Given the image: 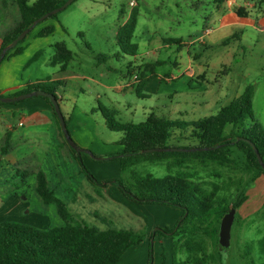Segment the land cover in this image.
<instances>
[{"label":"crops","instance_id":"1","mask_svg":"<svg viewBox=\"0 0 264 264\" xmlns=\"http://www.w3.org/2000/svg\"><path fill=\"white\" fill-rule=\"evenodd\" d=\"M212 1L214 8L208 13L205 20H200V26L202 25L203 27L201 31L199 30V25H197L194 31H188V38L186 40L184 38V29L189 28L190 19L188 18L185 21L182 15L176 12L170 13L167 16L166 23H157V26H163V29L166 30L168 37L164 38V40L162 39V43L164 44L160 45V39L159 43L155 41L153 45L152 40L154 38H152L148 40L149 44L148 48L145 49V53L140 52L138 49L137 54L134 56L125 54L121 50L117 40L119 27L126 22L130 15L129 13L126 16L124 9H122V15L116 23V48H114L112 54L96 52L85 39V48L83 47V42H77V46L80 45L77 49L68 43L70 38L76 40L72 38V26L77 28L75 30H77L78 34H83L81 29L78 31L83 21H79V24H77L76 17L83 19H85V16L92 17V19L96 17V14H91L88 2H82L79 9L85 13L76 14V10H73L72 15L67 14L64 18L58 16L56 19L51 18L43 21L27 35L21 44L24 47L21 53L6 58L1 62L0 94H8L20 90L37 80L62 81L58 91L60 97L59 103L61 109L65 110V114L68 116L69 131L73 139L79 146L93 150L94 153L106 157L105 159L118 160L119 163L120 160L118 158H110L108 156L116 154L123 149V145L119 143L123 133L115 131L117 133L115 136L109 135L106 139L99 135L97 123H103L109 129L102 112L98 109L99 105L102 104L100 98H102L103 94L109 93L112 99H109L110 105H107L108 107L115 108L120 113L119 108L123 106L132 114L131 116H135L137 110L133 109L134 103L128 99V95L133 91H136L137 94V86L142 77H150V80L142 90L145 96L137 94V97L140 99L148 98L151 100V105L145 107L143 110L146 119L149 114L155 113L160 118L189 122L196 121L202 117L216 114L223 106L242 94L249 84H253V108L256 117L262 123L263 121L260 116L264 118V0H226L223 3H217L215 0ZM180 2L182 1H176V7L180 8ZM199 2L205 3L206 0H199ZM137 6H139V2H137ZM241 7L244 8L245 14L241 15L238 13V9ZM155 8L158 9L159 6L155 5ZM193 22L196 23L197 20H193ZM138 25L139 13L136 30L138 29ZM49 26L54 27L53 32L46 36L39 35L40 31ZM11 29L0 34V42L2 37ZM136 30L133 38L135 37ZM197 34H199L198 37ZM244 37L247 43L243 42ZM168 38L180 40L181 43L169 42L167 41ZM197 40L200 41L198 48L196 47ZM59 41L65 42L67 47L74 52V57L66 63L65 67H63V63H52L56 51L55 43ZM172 45H175V47H172ZM163 50H175L173 53L178 54H173L175 56L173 59L172 55H168L167 59H161V52ZM183 50L187 51V57L182 55ZM86 52L92 55L93 61H96L92 64V67L97 69L100 78L85 73L86 64L83 57L87 55L85 54ZM37 54L38 57L35 59L34 57ZM102 54H105V56ZM247 54L248 56H246ZM112 57H115L118 62H127L126 71L120 73L121 65L116 66L112 64L107 66L108 60ZM240 60L244 61L241 62ZM102 65H106L108 67L107 71L117 74L118 77H111L108 74L112 82L109 83L108 80L103 81L101 78H106L107 74H105ZM167 65L171 66L170 71H158V68ZM87 80H89L88 83H86ZM114 80L116 81L113 82ZM78 91L94 96V102L97 105L93 103L94 105H91L90 112L87 109H81L77 104L71 106L69 109L67 99L70 95H77ZM160 96L167 97L169 103L160 104ZM53 110V105L42 96H34L18 103L0 104L1 180L5 181L4 177H7L5 176L7 174L36 175L42 171L39 165L40 160H38V157H40L38 154L40 153L45 154V156L53 160V169L58 174L61 173L59 169L60 165H57L58 161L62 166L68 162H78L70 146L64 142V138L53 116ZM262 124L264 126V123ZM191 130V127L185 130L176 129L174 137L178 139L182 137L189 142L187 144H194V140L190 139ZM7 135L9 137L8 146L3 151ZM181 140L179 139L178 142L176 139H173L172 142L180 144ZM238 153L242 154L233 148V162L222 166L234 165ZM85 155L89 154L85 153L83 155L84 162L87 157L84 158ZM168 161H172V159ZM196 163L203 165L210 163L219 164L212 160L202 162L200 159H192L191 161H187L184 167ZM246 164L256 174L247 161ZM7 168L11 172H7ZM258 182L260 186L264 187V175L256 177V183ZM106 187L105 191L111 197H116L115 200L120 204V206L115 207L106 203L107 208L118 211V213H114L115 216H110L109 218V221L113 222L114 226L119 227L114 229H127L123 227L124 223H133L140 227L147 224L146 219L142 217L144 213H140L139 208H141L140 205H149L148 203L141 204L126 198L115 186L114 188H109L110 186ZM103 189H98L97 191V195L100 197L103 196L100 193ZM52 190L54 191V189ZM246 193L249 196L250 190L249 193ZM13 195L12 197L17 199V195ZM85 195L82 196L86 198L85 203L80 197L72 201L70 205L71 209H69L73 218H77L76 220H79L78 222L83 224H87L85 220H91V216H98L96 214L98 213L97 209L93 207V202L96 198L93 200L89 199L88 197L92 196L90 193H85ZM246 201L244 202L245 212L249 209L248 206L251 200L247 201V203ZM119 207L120 209H118ZM166 207L165 209L168 210L167 218L169 220H165L163 224L172 225L174 221L177 222L181 218L183 211L169 205H166ZM237 211L239 212V209ZM241 216V220H245L247 219L245 217H250L251 213ZM4 220L6 219L0 214V222ZM123 220L128 222H122ZM105 221L107 220L105 219ZM133 231L139 232L137 230ZM219 231L220 224L218 225V221H215L207 228H199L195 222L187 221L174 236H179V243L186 239L192 240L191 244L187 247L188 257L185 259L191 262L200 252L203 244H207V237L211 242V249L209 248L210 258L216 260L215 256H218L216 244L219 242ZM199 233H202L205 237L197 238ZM152 234L153 232L148 228L147 239H153ZM262 239L259 241L261 242ZM174 242L172 243V252ZM158 243L161 247L159 250L161 251L163 249V240L160 238ZM154 244L156 245V242ZM163 253H161V259L158 264H163ZM247 258L249 259V256ZM247 262L250 263L251 261L247 260ZM165 263H169V256L166 257ZM124 264L127 263L125 262ZM171 264H175L173 258ZM262 264H264V261Z\"/></svg>","mask_w":264,"mask_h":264},{"label":"trees","instance_id":"2","mask_svg":"<svg viewBox=\"0 0 264 264\" xmlns=\"http://www.w3.org/2000/svg\"><path fill=\"white\" fill-rule=\"evenodd\" d=\"M16 1L19 5L21 19L14 28L2 37L0 56L3 48L17 38L21 32L31 27L36 19L62 6L67 0H36L33 3L28 0ZM225 1L215 0L217 3ZM59 13L51 15L43 21L51 18L56 19ZM138 13L137 7L134 6L128 19L119 27L117 32V40L121 50L130 56L136 55L139 49L138 44L133 42ZM238 13L241 15L245 14L244 8H239ZM53 31L54 27L49 26L40 31L39 35L46 36ZM26 37L20 40L15 47L9 49L3 60L21 53L24 50L21 44ZM167 41L177 44L181 43L180 40L174 38H168ZM55 50V55L52 59L53 64L63 63V67H65L66 63L74 57V52L63 41L55 43ZM102 55L105 56V54ZM37 57L38 54L34 58L36 59ZM149 80V76L140 79L137 86V94L139 96H145L142 90ZM61 83L62 81L60 80H37L20 90L1 95L13 97L33 90H43L49 94H54L60 100L58 91ZM253 94L254 85L249 84L242 94L223 106L216 114L190 122L160 118L155 113H151L143 122L127 123L118 118V110L100 104L98 109L102 112L107 127L112 131L123 133L122 138L119 140V143L123 145V149L108 157L118 158L121 169L124 172L132 169L140 162L155 163L169 159H172L170 162L173 166L179 168L184 167L187 161L192 159H200L202 162L212 160L221 165H228L233 162L232 149L235 148L245 156L248 165L255 170L256 177L264 175V169L258 160L255 148L246 140H251L258 148L261 156L264 157V126L256 117L253 108ZM42 97L51 103L48 97ZM0 104L7 103L0 101ZM53 116L64 138V142L69 145L55 109L53 110ZM66 124L68 127L67 118ZM228 126L230 127L229 132L226 130ZM189 127L192 129L190 139L194 140V144L182 145L172 142L173 139L179 142V139L174 137L176 129L185 130ZM8 140L9 137L7 135L3 151L8 146ZM168 147L186 148L188 150L144 151L146 149ZM207 147L209 148L208 150H189ZM70 148L83 171L93 183L103 186L115 184L127 198L137 203L164 204L183 211V215L174 226L161 227L153 232L152 237L157 235V233L172 236L178 233L187 221L195 222L199 228H207L215 221L221 222L222 217L231 207L239 209L248 199L246 191H241L234 201H230L227 194L215 195L214 192L202 189L196 183L189 181V179L172 174L164 177H155L152 174L141 175L138 177L139 180L137 179L138 181L136 180L131 185L121 179L101 182L87 168L83 160L85 153H79L71 146ZM36 178V190L42 200L45 203H55L59 214L67 223L63 226L45 230L18 221H1L0 264H119L121 257L128 249L143 241L144 235L133 230H100L80 222H71L72 215L67 205L50 188L45 173L42 171L38 172ZM191 241V239H186L184 244L189 246ZM261 243L264 246V238ZM219 247L221 251L228 249L221 247L220 244ZM210 260L208 246L203 244L200 252L193 258L192 262L190 260H182L178 264H210ZM165 261L166 256L163 253L162 263L165 264ZM148 264H153L152 248L150 249Z\"/></svg>","mask_w":264,"mask_h":264},{"label":"rangeland","instance_id":"3","mask_svg":"<svg viewBox=\"0 0 264 264\" xmlns=\"http://www.w3.org/2000/svg\"><path fill=\"white\" fill-rule=\"evenodd\" d=\"M28 1L33 3L36 0ZM176 1H182L180 2V8L176 7ZM82 2H88L91 14H96V17L93 19L92 17L87 16H85V19L76 17L77 24H79V21H83L82 26H79L80 28L78 29V31L81 29L83 34H78L77 30H75L77 28L72 26V38L76 40H72L70 38L68 43L73 48L75 47L77 49V47L80 46H77V42H83V47L85 48V39V41H87L96 52L112 54L114 52V48H116V23L122 15V9H124L127 16L130 13L131 8L134 6L129 5V0H74L66 9L60 11L59 16L64 18L67 14L72 15L73 10H76V14L85 13L79 9ZM137 2H139V6H137L139 11V25L136 30L135 37L133 38V42L138 44L139 51L142 53H145V49L148 48L149 44L148 40L152 38H154V40H152L153 45L155 44V41L156 43H159L160 39V45L164 44L162 43V39L164 40V38L168 36L166 30L163 29V26L159 27L157 26V23H166L167 16L170 13L176 12L179 15H182L185 21L188 18L190 19L189 28L184 29V38L187 40V33L189 30L191 32L194 31L197 25H199L200 31L203 29L202 25L200 26V20H205L208 13L214 8L212 0H206L205 3H201L199 0H138ZM155 5L159 6V8H155ZM20 19L21 15L19 5L16 0H0V34L4 33L8 29H11L20 21ZM193 20H197V22L194 23ZM198 35L199 34H197V37ZM243 42L247 43L245 37ZM199 45L200 41L197 40L196 47L198 48ZM172 47H175V45H172ZM192 51L194 50L192 49ZM173 52H175V50H163L161 52V59H167L168 55H172L173 59L175 57L173 54H178ZM85 54H87V57H83L84 63L86 64L84 70L85 73L90 76L100 78V74L97 72V69L92 67V64L96 61H93L92 55L88 52ZM182 55L187 57V51L183 50ZM246 56H248V54ZM240 61L243 62L244 60ZM112 64L116 66L121 65L120 73L126 71L127 62H118L115 57H112L108 60L107 66ZM102 68L105 70V74H107V79L101 78L103 81L108 80L109 83L112 82L108 74L111 77H118L117 74L108 72V67H106V65H102ZM170 70L171 66L169 65L158 68L159 72H168ZM115 81L116 80L113 82ZM88 82L89 80L86 81V83ZM109 99H112V96L109 93H105L102 98H100V102L107 106L110 105ZM128 99L134 103L133 109L137 110V113H135V116H131L132 114L126 110V108L121 106V108H119L120 113L118 118L127 123H140L145 121L146 117L143 114V110L145 107H149L151 105V100L148 98H138L136 91H133L130 95H128ZM159 101L160 104L169 103V99L165 96H160ZM67 103L69 109L71 106L77 104L81 109H87L89 112L91 105H94L93 103L97 105V103L94 102L93 95L82 91H78L77 95H70L67 99ZM61 110L67 118L68 116H66L67 114H65V110ZM260 114L262 115V113ZM260 117L263 121L262 123H264V118H262V116ZM248 121H250V119H248ZM97 124L99 135L105 139L109 135L115 136L117 134L115 131L107 129L103 123ZM229 129L230 127L228 126L226 129L227 132ZM179 139H182V142L180 141V144L182 145L189 143L182 137H179ZM38 156H40L38 157V160H40V168L46 173L50 187L54 189L55 194L65 202L67 207L69 206L68 210L71 209L70 205L73 200L81 197L82 201L85 203L86 198L82 196H86L85 193H90L92 196L88 197L89 199L93 200L96 198L93 202V207L97 209L98 213L96 214H98V216H91L92 219H86L85 223L91 225L92 227H96L97 229L119 228L114 226L113 222L111 223L109 221L110 216H115L114 213H118V211L106 207V203L114 205L115 207L120 206V204L115 200L116 197H111L105 191V188H107L106 186L93 183L83 171L79 161L68 162L63 166L58 161L57 165H60L59 169L61 172L58 174L55 173L53 169V160L45 156L43 153L38 154ZM85 157V164L87 168L101 182L121 179L131 185L135 183L141 175L152 174L155 177H164L172 174L189 179V181L191 180L196 183L202 189H205L208 192H214L215 195L227 194L229 195L230 201H234L241 191L249 193L250 190L248 196L249 199L247 200H251L248 206L249 209L245 212V203H243L239 208V212L236 211V217L232 227L230 247L221 251L217 242L216 248L218 250V256H215L216 260L211 259L210 264H262L264 261V246L259 241L264 235V187L260 186L259 182L256 183V174L247 166L246 160L242 154L238 153L236 156V163L230 166H222L215 163L207 165L196 163L188 165L187 167L179 168L173 166L170 161L164 160L155 163L140 162L132 169H128L125 172L122 171L118 160L103 159L98 161L89 155H85L84 158ZM9 171L11 172V170L7 168V172ZM11 175L13 176L11 177ZM5 176H7L4 177L5 181L0 179V214L3 215L4 219L18 221L20 223L45 230L57 226H63L67 223V221L59 214L55 203H45L42 200L36 190L37 178L35 174H7ZM108 186H110L109 188H114L115 186L118 190H120L115 184H109ZM98 189L104 190L100 191L103 195L102 197L97 195ZM13 194L17 195V199L12 197L14 196ZM98 199L100 200L97 203ZM140 207L139 212L144 213L142 214V217L146 219L147 224L140 227L133 223H124L123 227L143 233L144 241L133 246L126 253V255L123 256L119 264H124L125 262L127 264H148L151 248L153 250V264H158L161 259V253L164 251H166L165 256H169L168 264H171L172 258L175 260V264L180 263L182 260L184 261L188 257V245H185L184 241L179 243V236H165L157 233V235L153 236V239H147L146 234L148 228H150L151 232H155L161 227L174 226L176 224L175 221L172 225L163 224L165 220H169L167 218L168 210L165 209L167 208L166 205L149 204L140 205ZM118 209H120V207ZM247 213H251V216L245 217L247 218L245 220H241V215L246 216ZM76 219L77 218H73L72 216L71 222L78 223L79 220ZM105 219L107 221H105ZM122 222L128 221L123 220ZM219 224L220 222L218 221V225ZM202 236L205 237V235L199 233L197 238ZM160 238L163 240V249L161 251L159 250L161 247L158 243ZM206 240V245L208 246V250H210V239L206 237ZM155 242L156 245L154 244ZM173 242L174 246L172 252ZM247 256H249L250 260ZM247 260L251 262L248 263Z\"/></svg>","mask_w":264,"mask_h":264},{"label":"water","instance_id":"4","mask_svg":"<svg viewBox=\"0 0 264 264\" xmlns=\"http://www.w3.org/2000/svg\"><path fill=\"white\" fill-rule=\"evenodd\" d=\"M74 0H67L62 6L60 7H57L47 13H45L44 15H42L41 17H39L38 19H36L33 23V25L27 29H25L23 32H21L19 34V36L17 38H15L10 44H8L7 46H5L2 50V53H1V56H0V63L2 62L6 52L11 49L12 47H15L18 42L20 40H22L23 38H25L27 36V34L29 32H31V30L37 25L39 24L41 21H43L44 19H46L47 17L53 15V14H56L64 9H66ZM34 96H45V97H48L50 100H51V103L58 115V118L60 120V125H61V128H62V131L64 133V136L68 142V144L74 149L76 150L77 152L81 153V152H84V153H87L89 154L92 158H94L95 160H103L105 159L106 157H102V156H96L92 150L90 149H85L81 146H79L77 144V142L73 139L72 135L69 133V130H68V127H67V124H66V119H65V116L61 110V106H60V103H59V100L56 98V96L54 94H49L43 90H33L31 92H26V93H22V94H19L17 96H13V97H10V96H3L0 94V101L3 102V103H13V102H18V101H21V100H25V99H28V98H31V97H34ZM246 139V138H245ZM248 140L252 145L253 147L255 148V151H256V154L258 156V160L262 166V168L264 169V158L261 156V154L259 153V150L258 148L255 146V144L249 140V139H246ZM205 150V149H209L208 147L207 148H192V149H189L191 151H194V150ZM184 151V150H188L186 148H179V147H168V148H155V149H146L144 150L145 152L147 151ZM236 211L237 209L235 207H231V209L222 217L221 219V222H220V231H219V244L221 245V247H224V248H228L230 247L231 245V238H232V227H233V224H234V221H235V217H236Z\"/></svg>","mask_w":264,"mask_h":264},{"label":"built area","instance_id":"5","mask_svg":"<svg viewBox=\"0 0 264 264\" xmlns=\"http://www.w3.org/2000/svg\"><path fill=\"white\" fill-rule=\"evenodd\" d=\"M129 5L130 6H136L137 5V0H129Z\"/></svg>","mask_w":264,"mask_h":264}]
</instances>
